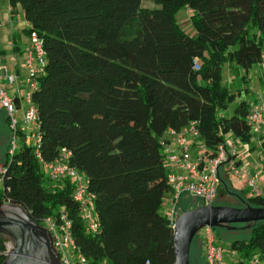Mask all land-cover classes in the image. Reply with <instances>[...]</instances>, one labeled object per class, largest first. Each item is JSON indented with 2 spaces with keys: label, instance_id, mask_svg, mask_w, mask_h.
Wrapping results in <instances>:
<instances>
[{
  "label": "trees",
  "instance_id": "16d2710c",
  "mask_svg": "<svg viewBox=\"0 0 264 264\" xmlns=\"http://www.w3.org/2000/svg\"><path fill=\"white\" fill-rule=\"evenodd\" d=\"M145 1L156 7L144 8ZM9 4L12 11L19 7L29 24L23 34L36 33L46 52L45 73L33 94L40 154L52 162L62 149L71 151L69 164L86 174L96 196L101 228L97 234L87 231L71 182L46 184L35 147L22 133L19 149L5 155L0 208L21 206L39 225L64 209L85 259L77 264H175L174 229L161 211L170 186L160 139L168 129L197 122L208 147L227 135L251 142L252 102H237L241 91L233 94L222 85V68L234 64L247 75L264 63V0ZM182 10L190 11L192 34L178 22ZM231 104L234 111L227 116ZM229 183L222 178L218 196L230 195ZM241 192L252 207L264 208V196ZM195 202L183 199L181 207L186 212L203 206ZM6 241L0 237V264L6 260ZM229 245L239 252L241 264L256 254L264 261V224H255L248 240ZM201 249L206 264L202 242Z\"/></svg>",
  "mask_w": 264,
  "mask_h": 264
},
{
  "label": "built area",
  "instance_id": "2783aa9c",
  "mask_svg": "<svg viewBox=\"0 0 264 264\" xmlns=\"http://www.w3.org/2000/svg\"><path fill=\"white\" fill-rule=\"evenodd\" d=\"M8 61L9 66L0 61V109L5 113L12 133L8 155L13 156L19 149V133H22L25 143L35 147L46 184L71 182L73 199L79 205L84 225L90 234H97L101 226L95 211L96 196L89 190L86 174L69 164L71 151L62 149L61 156L52 162L45 161L40 154V121L33 94L47 64L43 40L32 33L29 42L11 55ZM196 69H199L197 65ZM248 121L257 138L260 141L264 139V94L251 103ZM238 142L241 141L227 135L216 147H208L202 139L197 122H190L179 131L168 129L161 137L160 145L170 186L161 211L173 229L182 200L193 199L199 200L203 206L214 205L223 177L235 180L236 184L243 182L250 197L264 196V173L253 172L243 165L238 158ZM6 173V168L1 165L0 185ZM43 225L52 235L61 264L85 263L75 245L72 222L64 209L58 212L57 217L45 218ZM198 234L206 264H241L239 252L221 242L213 228L206 227ZM13 249V243L6 241L3 256L7 258ZM243 264H264V261L256 254Z\"/></svg>",
  "mask_w": 264,
  "mask_h": 264
},
{
  "label": "water",
  "instance_id": "95a60500",
  "mask_svg": "<svg viewBox=\"0 0 264 264\" xmlns=\"http://www.w3.org/2000/svg\"><path fill=\"white\" fill-rule=\"evenodd\" d=\"M260 222H264V208L248 203L245 208L212 205L183 212L174 225L175 264H190L193 240L206 227L252 226ZM0 235L14 242L3 264H61L51 233L34 222L21 206L8 203L0 208Z\"/></svg>",
  "mask_w": 264,
  "mask_h": 264
},
{
  "label": "rangeland",
  "instance_id": "374dc122",
  "mask_svg": "<svg viewBox=\"0 0 264 264\" xmlns=\"http://www.w3.org/2000/svg\"><path fill=\"white\" fill-rule=\"evenodd\" d=\"M143 7L153 9L156 6L149 1H145L143 3ZM178 22L187 33H193L190 23V11L182 10L178 14ZM245 75V70L237 67L234 64L231 65L229 63H226L222 68V85L229 88L231 93L233 94H237L239 90L241 91V95L238 98L237 102L244 100L254 102L258 100L262 94H264V80H262V78L264 77V63L252 66L248 70V74L246 75L247 82L243 83L242 78L245 77ZM234 106V104H231L229 106V109L224 114L227 116H231L234 111ZM6 121V117H4V120L3 118L0 120V166L3 165L5 161V155L8 152L12 135ZM18 143H20V141H18ZM237 146L238 158L242 160L243 165L253 172H261L263 174L264 139L260 141L253 133V137L249 144L238 142ZM229 185L230 195L222 196L219 194L218 196L217 203L220 204L219 206L245 208V204L248 202L241 191L245 190L246 188L244 187V189L242 188L241 190L238 186H236L237 184L235 180H233L232 183H229ZM201 204L202 203L199 200H196L194 205L198 206ZM178 212L179 215L182 214L184 212V208L180 207ZM259 224H264V222H260L256 225ZM253 227H255V225H232L230 227L216 229V235L221 240V242L230 244L231 241L235 239L248 240L250 231ZM198 239L200 242L198 240H195L191 246L190 264H203L201 254V240L200 238Z\"/></svg>",
  "mask_w": 264,
  "mask_h": 264
},
{
  "label": "crops",
  "instance_id": "0c3cea01",
  "mask_svg": "<svg viewBox=\"0 0 264 264\" xmlns=\"http://www.w3.org/2000/svg\"><path fill=\"white\" fill-rule=\"evenodd\" d=\"M28 28L29 24L24 20L22 10L18 7L16 11H12L9 0H0V61L3 64L9 66L10 56L29 42L28 36L23 34ZM244 185L243 182H238L236 186L242 190Z\"/></svg>",
  "mask_w": 264,
  "mask_h": 264
},
{
  "label": "flooded vegetation",
  "instance_id": "af4514ba",
  "mask_svg": "<svg viewBox=\"0 0 264 264\" xmlns=\"http://www.w3.org/2000/svg\"><path fill=\"white\" fill-rule=\"evenodd\" d=\"M4 117H5L4 112H3L2 110H0V120H1L2 118H3V120H4ZM4 123H6V122H4ZM6 204H8V203H6ZM6 204H4V205H6ZM40 227L46 229V228L44 227L43 223L40 225ZM0 237H1V238L9 239V240L13 243V247H14V242H13L12 238H10V237H5L4 235H0Z\"/></svg>",
  "mask_w": 264,
  "mask_h": 264
},
{
  "label": "bare ground",
  "instance_id": "6f19581e",
  "mask_svg": "<svg viewBox=\"0 0 264 264\" xmlns=\"http://www.w3.org/2000/svg\"><path fill=\"white\" fill-rule=\"evenodd\" d=\"M1 110V109H0ZM5 114V113H4Z\"/></svg>",
  "mask_w": 264,
  "mask_h": 264
}]
</instances>
